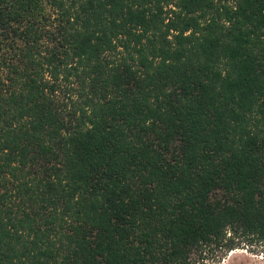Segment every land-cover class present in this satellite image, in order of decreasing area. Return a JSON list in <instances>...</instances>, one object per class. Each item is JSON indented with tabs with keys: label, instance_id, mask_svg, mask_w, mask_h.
Segmentation results:
<instances>
[{
	"label": "trees",
	"instance_id": "obj_1",
	"mask_svg": "<svg viewBox=\"0 0 264 264\" xmlns=\"http://www.w3.org/2000/svg\"><path fill=\"white\" fill-rule=\"evenodd\" d=\"M264 246V0H0V264H218Z\"/></svg>",
	"mask_w": 264,
	"mask_h": 264
},
{
	"label": "rangeland",
	"instance_id": "obj_2",
	"mask_svg": "<svg viewBox=\"0 0 264 264\" xmlns=\"http://www.w3.org/2000/svg\"><path fill=\"white\" fill-rule=\"evenodd\" d=\"M215 261L212 264H218ZM220 264H264V246L255 242L242 243L237 249L229 252Z\"/></svg>",
	"mask_w": 264,
	"mask_h": 264
}]
</instances>
